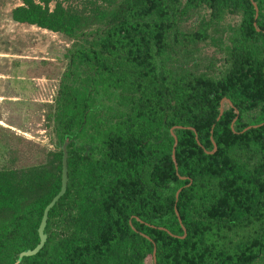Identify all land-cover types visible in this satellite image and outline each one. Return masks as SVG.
Masks as SVG:
<instances>
[{
  "label": "trees",
  "instance_id": "1",
  "mask_svg": "<svg viewBox=\"0 0 264 264\" xmlns=\"http://www.w3.org/2000/svg\"><path fill=\"white\" fill-rule=\"evenodd\" d=\"M20 1L14 21L72 40L53 113L68 179L43 247L18 260L62 150L58 175L0 170V264H154V246L156 264H264V0H116L95 28L60 1ZM198 7L205 27L181 30ZM226 14L240 19L218 35L223 68L201 69L196 43Z\"/></svg>",
  "mask_w": 264,
  "mask_h": 264
},
{
  "label": "rangeland",
  "instance_id": "2",
  "mask_svg": "<svg viewBox=\"0 0 264 264\" xmlns=\"http://www.w3.org/2000/svg\"><path fill=\"white\" fill-rule=\"evenodd\" d=\"M57 1L81 15L89 28H95L101 12L116 0ZM20 3V0H0V170L21 172L33 168L58 175L55 154L61 147L54 131V99L66 70V53L72 40L60 32L14 21L11 10ZM207 16L208 9L198 7L190 16L183 17L178 26L183 31H199L205 27ZM239 19L238 15L226 14L207 30L214 39L198 40L194 57L200 61L199 68L212 69L211 72L223 68V45L217 40L218 35L222 27L237 24ZM190 57L183 62L190 63ZM59 219L56 218V223L61 228ZM45 232L50 235L48 230ZM145 264L151 261L146 260Z\"/></svg>",
  "mask_w": 264,
  "mask_h": 264
},
{
  "label": "water",
  "instance_id": "3",
  "mask_svg": "<svg viewBox=\"0 0 264 264\" xmlns=\"http://www.w3.org/2000/svg\"><path fill=\"white\" fill-rule=\"evenodd\" d=\"M254 8H255V18L258 15V8L256 6L255 3H253ZM225 99H221L220 101V107H219V115L217 118H219V116L222 114L223 111V101ZM67 141H64L62 146H61V150H62V156H61V182H60V189L59 191L53 196V198L50 200V202L44 207L43 209V213L37 228V233H38V237H39V241L38 243L35 245V247H33L32 249H28V250H24L22 252H20L19 254V258L18 260L22 257V256H31L36 254L44 245V243L46 242V234L44 233V229H45V225L47 222V217H48V212L50 210V208L55 204V202L65 193L66 188H67V179H68V167H67V159H68V152H67ZM177 144V139L174 136V143H173V147H172V153H171V157L172 160L174 161L175 167L176 165V160H175V146ZM215 144H214V149H215ZM181 189H178L176 191V198L178 197V193L180 192ZM177 217L179 222L180 221V217L178 215V213L176 212ZM152 257H153V263L156 264V258H155V246L153 247V251H152Z\"/></svg>",
  "mask_w": 264,
  "mask_h": 264
}]
</instances>
